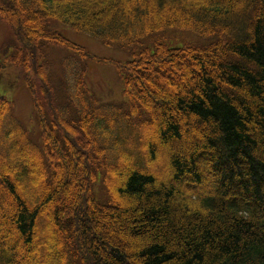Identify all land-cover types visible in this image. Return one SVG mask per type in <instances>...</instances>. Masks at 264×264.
Segmentation results:
<instances>
[{
  "label": "trees",
  "instance_id": "16d2710c",
  "mask_svg": "<svg viewBox=\"0 0 264 264\" xmlns=\"http://www.w3.org/2000/svg\"><path fill=\"white\" fill-rule=\"evenodd\" d=\"M0 18L17 40L0 67L20 71L40 132L0 96V195L18 234L3 238L0 218V264L44 257L41 212L49 264H264V0H0ZM55 24L129 51L124 102L91 94L89 53ZM49 49L65 51L57 67ZM159 146L168 177L151 168Z\"/></svg>",
  "mask_w": 264,
  "mask_h": 264
},
{
  "label": "rangeland",
  "instance_id": "374dc122",
  "mask_svg": "<svg viewBox=\"0 0 264 264\" xmlns=\"http://www.w3.org/2000/svg\"><path fill=\"white\" fill-rule=\"evenodd\" d=\"M55 30L61 33L66 39L69 41L84 47L90 54L96 56L88 63V72L86 75V84L93 96L98 98L102 102H112V101H119L124 102L126 100L124 92H123V83L122 79L118 73V65H122L128 60L131 59V54L128 50L118 48L115 45L106 44L99 39L92 37L90 35L82 34L72 30L70 27L63 25V24H55ZM186 36V34H185ZM192 42H197L194 36H187ZM17 43V40H14L13 31L12 29L0 18V58L2 59L3 55L1 50L4 52H9L13 47L14 44ZM51 58L53 60V64L57 67L59 65V59L65 55V51L60 49H49ZM196 65V64H195ZM197 66V65H196ZM198 67V66H197ZM209 65L205 64V70L209 72ZM168 73L171 70L167 71ZM163 83L167 85V89L170 92L176 93L178 95L182 94V91L179 87L186 88V84L189 83V80L185 78L181 79L180 86L178 87L175 84H170L168 80L162 79ZM149 95L151 97L152 103L158 104L162 103L163 106H167L169 110H173V107L166 102H161V95L159 93V87L156 84L147 85ZM0 95L5 96L6 98L10 99L14 106V115L15 117L30 131V137L35 142H40V132L39 128L36 124H34L31 119V112H32V99L28 89L24 86L23 82L20 80V71L17 68L8 67V68H1L0 67ZM157 113L159 109L156 110ZM156 129L153 126L150 128V133L153 137V141L155 144L157 143L156 135H154ZM193 137H197L196 134L192 135ZM132 138V137H131ZM133 139V138H132ZM189 137L185 136L184 141H188ZM142 147L145 149V144H142ZM16 164V163H15ZM162 161L161 157H159L158 161L151 162V168L154 174H156V170L161 168ZM118 172L115 171L113 173V186H117L120 182V178L118 177ZM68 176L70 174L64 170L62 173V177ZM38 190L41 189V185L38 184L36 187ZM96 190L99 189L98 184H95L94 187ZM5 197L0 195V218H4L2 220L4 223L2 225V232L3 238L5 237L6 231L11 229V237L10 239H15L18 237L16 233L12 220L14 216L15 208L12 205H5L4 204ZM41 219L39 218L38 226L39 229H43L44 225L47 226V232H49L48 236L45 238V235L39 236L38 241L42 243L43 238H45V245L47 246L46 249L50 246L49 243L51 242V236L49 227L50 224H47L49 220V215L41 212ZM102 220H105L102 218ZM42 231V230H41ZM9 239V240H10ZM104 239L108 242V244L114 246L119 243L115 234L105 235ZM20 240V239H19ZM2 240L0 241V246L2 245ZM23 245L19 243L15 249V253L18 255L19 253H23ZM107 249V246L104 247ZM132 248L131 243L129 244V249ZM37 263L38 264H49L50 257L46 256L45 258L42 256H37Z\"/></svg>",
  "mask_w": 264,
  "mask_h": 264
},
{
  "label": "bare ground",
  "instance_id": "6f19581e",
  "mask_svg": "<svg viewBox=\"0 0 264 264\" xmlns=\"http://www.w3.org/2000/svg\"><path fill=\"white\" fill-rule=\"evenodd\" d=\"M154 135H156L155 137H157L156 131H155ZM143 138H144V144H146L149 140H151L153 138L151 133H150V129H147L143 132ZM173 145L176 146V145H181V144H180V142L179 143L175 142ZM182 146H183L185 152L188 153L189 150L191 149V147L193 146V142L191 139H189L188 142L183 144ZM159 149L162 152V154L160 155L162 165H161V168H158L156 170V173L159 174L160 176L168 177L170 174V171H171V168H170V165L168 162V157H167V155H165V153H164L165 149L162 146H159ZM48 254H49V248L45 250L44 258L46 256H48Z\"/></svg>",
  "mask_w": 264,
  "mask_h": 264
}]
</instances>
